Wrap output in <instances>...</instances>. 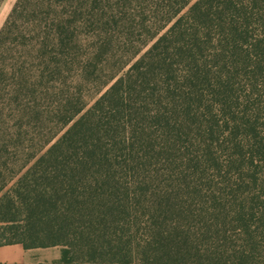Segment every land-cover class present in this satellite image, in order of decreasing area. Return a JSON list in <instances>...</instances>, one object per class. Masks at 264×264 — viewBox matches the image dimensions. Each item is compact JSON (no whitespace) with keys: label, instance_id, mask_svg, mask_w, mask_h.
Instances as JSON below:
<instances>
[{"label":"trees","instance_id":"trees-1","mask_svg":"<svg viewBox=\"0 0 264 264\" xmlns=\"http://www.w3.org/2000/svg\"><path fill=\"white\" fill-rule=\"evenodd\" d=\"M74 69L54 130L20 149L12 106ZM13 244L60 248L52 264H264V0H17L0 30Z\"/></svg>","mask_w":264,"mask_h":264},{"label":"rangeland","instance_id":"rangeland-1","mask_svg":"<svg viewBox=\"0 0 264 264\" xmlns=\"http://www.w3.org/2000/svg\"><path fill=\"white\" fill-rule=\"evenodd\" d=\"M16 1L17 0H3L0 4V30ZM120 42L121 41L119 40L117 42H114V50H112L111 58L109 56V59L107 61L105 67L106 71L112 67L117 66L119 62L121 63L124 60L123 57L125 56H123V54L125 53V49L122 47V43ZM102 73L104 74V70ZM77 74L79 75L78 72H75V69L66 72L63 77L64 82L60 84L55 90H53L52 88L47 89V86L45 87V85L49 86L50 84L44 82L45 88H42L43 95L36 92L31 94L29 93L28 95H20L17 103L12 106L13 108H16L18 110L11 113V115L13 116V122L11 124L14 125L15 123H17V119L18 121H22L23 127L21 130V135L23 136V138L21 139L22 143L20 149H22L23 146V148H25L26 150L32 151L33 147H39L43 143V140L51 134L54 129L53 125L51 124L52 122H50L51 114L49 116V113L61 99L62 92H67V90L70 93L77 92L76 86L77 83H79L76 80ZM81 81L83 80L81 79ZM80 84L82 85L83 82H81ZM39 87L40 86H38V89ZM94 92L95 88L91 85H86L85 89L83 90L84 96L90 99L93 97ZM21 111L23 114L20 113ZM19 113L21 114V116L19 115ZM38 113L40 114L38 115ZM34 253L35 254L33 256V259H35V262L39 261L40 264H52L59 258L60 248L52 247L37 249Z\"/></svg>","mask_w":264,"mask_h":264},{"label":"crops","instance_id":"crops-1","mask_svg":"<svg viewBox=\"0 0 264 264\" xmlns=\"http://www.w3.org/2000/svg\"><path fill=\"white\" fill-rule=\"evenodd\" d=\"M36 250H25L20 244L0 246V264H40L33 259Z\"/></svg>","mask_w":264,"mask_h":264}]
</instances>
